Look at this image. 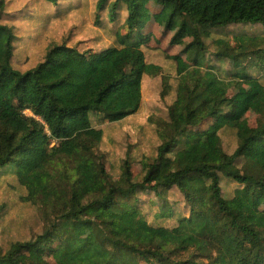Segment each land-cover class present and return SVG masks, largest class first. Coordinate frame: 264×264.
Segmentation results:
<instances>
[{"label": "trees", "instance_id": "trees-1", "mask_svg": "<svg viewBox=\"0 0 264 264\" xmlns=\"http://www.w3.org/2000/svg\"><path fill=\"white\" fill-rule=\"evenodd\" d=\"M159 2L170 7L164 29L175 24L173 38L190 31L192 59H184L187 47L171 54L145 45L140 0H97L96 19L104 8L110 21L124 10L115 45L80 51L49 43L33 65H15L16 32L1 21L6 2L0 0V175L12 176L24 189L20 199L34 207L41 223L39 233L0 249V264H45L25 263L19 255L57 238L50 247L52 264H264V207L248 191L253 184L264 200V83L254 94L262 123L249 135L240 133L239 102L229 95L240 82H260L244 71V62L256 57V67L264 69V37L240 34L236 45L216 39L214 55L228 59L231 70L201 59L209 30L264 26V0ZM143 47L174 62V96L165 116L148 117L158 141L155 154L134 159L126 150L123 185L113 180L100 149L104 129L92 124L89 112L105 123L135 114L144 75L161 74L160 98L169 94V74L145 60ZM215 117L224 123L207 125ZM226 129L234 134L231 151L221 137ZM132 163L140 167L136 174ZM225 178L240 185L229 198L222 195ZM171 190L180 193L186 214L168 204ZM148 194L156 199L146 203L158 204L151 220H174L173 225L153 223L141 212L140 197ZM4 207L0 203V217ZM77 225L85 232H76Z\"/></svg>", "mask_w": 264, "mask_h": 264}, {"label": "rangeland", "instance_id": "rangeland-1", "mask_svg": "<svg viewBox=\"0 0 264 264\" xmlns=\"http://www.w3.org/2000/svg\"><path fill=\"white\" fill-rule=\"evenodd\" d=\"M96 1L59 0L56 5H52L44 0H5L6 8L1 21L13 24L16 32L13 63L19 66L33 65L43 56L49 43L64 42L70 46H75L80 51L86 49L99 51L115 45L114 34L116 30H123L121 27H123L124 10L123 8L120 9L115 20L110 21L107 17V8H104L98 13L96 19ZM140 3L139 28L144 35L145 45L148 47L157 46L161 50L166 49L171 54L179 53L187 47L188 52L183 53L184 59H192L195 52L194 46H189L191 43L190 31L185 30L181 36L173 38L177 26L172 24L169 29H164V21L170 7L162 4L159 0H140ZM240 34L264 37V26L259 23L234 24L217 26L209 30L208 35L203 37L207 46L201 58L203 63L222 72L231 70V62L228 59L215 57L214 52L217 47L214 42L216 39L222 38L230 45H236L237 36ZM142 49L147 62L159 65L162 68L161 73L169 74V82L172 86L169 94L163 100L160 98L161 74L144 75L141 83V105L135 114L118 123H105L97 121L95 113L89 112L92 124L104 129V139L100 144V149L106 153L109 159L114 175L113 180L123 185H125V180L124 175L120 174V165L126 150H128L129 156L134 159L155 154L158 141L154 127L149 122L148 117L150 115L165 116L166 106L174 96V62L164 58L160 50H149L144 47ZM244 63L245 65L248 64L244 71L251 75L260 76V82L264 83V69L258 70L256 67L257 58L251 57ZM259 87L260 83L240 82L229 91V95L239 102L235 115L242 135H249L261 126L262 120L254 99V94ZM24 113L30 115L28 111ZM223 123V118L215 117L206 124L218 127ZM221 137L224 148L231 151L234 147L233 132L226 129L221 132ZM241 162V158L236 159V164L239 165ZM130 168L133 174H136L140 169L137 163H132ZM239 186L236 182L225 178L222 195L225 198L231 197L234 189ZM248 191L256 199L254 203L259 208L264 207V200L260 198L261 191L251 183H248ZM23 193L24 189L15 182L12 176L0 175V203L5 204L0 217L1 250H4L11 241L25 240L41 231V223L34 207L20 199ZM147 198L154 200L156 198L153 194L140 197L144 201L141 212L148 220H151L158 204L146 203ZM166 199L169 205H176L181 213L186 214V208L181 203L182 197L178 191L171 190ZM151 221L166 226H171L174 222V220L156 221V219ZM75 230L80 233L85 232L78 225ZM57 240L59 238L56 240L48 239L33 251L22 252L19 258L25 263L38 259L45 264H52L50 247Z\"/></svg>", "mask_w": 264, "mask_h": 264}, {"label": "crops", "instance_id": "crops-1", "mask_svg": "<svg viewBox=\"0 0 264 264\" xmlns=\"http://www.w3.org/2000/svg\"><path fill=\"white\" fill-rule=\"evenodd\" d=\"M259 81H260V80H259ZM259 83H260L261 85L263 84L262 82H259ZM261 85H260V86H261ZM258 89H259V88H258ZM125 119H126V118H125Z\"/></svg>", "mask_w": 264, "mask_h": 264}]
</instances>
